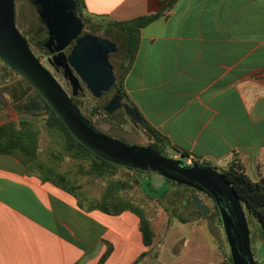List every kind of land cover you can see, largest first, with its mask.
I'll return each mask as SVG.
<instances>
[{
	"label": "crops",
	"instance_id": "0c3cea01",
	"mask_svg": "<svg viewBox=\"0 0 264 264\" xmlns=\"http://www.w3.org/2000/svg\"><path fill=\"white\" fill-rule=\"evenodd\" d=\"M82 1L83 17L95 24L160 14L141 29L123 88L174 157L185 152L187 162L220 170L239 160L253 181L264 180V0ZM8 96L13 108L2 102L0 126L19 120L20 102L31 100L26 112L43 110L17 77ZM184 209L185 221L170 209L161 214L163 232L152 221L155 239L146 245L136 212L81 207L72 193L0 153V264H224V246L216 249L208 234L221 239L219 228Z\"/></svg>",
	"mask_w": 264,
	"mask_h": 264
},
{
	"label": "water",
	"instance_id": "95a60500",
	"mask_svg": "<svg viewBox=\"0 0 264 264\" xmlns=\"http://www.w3.org/2000/svg\"><path fill=\"white\" fill-rule=\"evenodd\" d=\"M48 30L45 42L50 52L49 63L63 69L70 81L72 95L34 54L27 36L16 23L15 0H0V59L18 73L61 119L70 134L86 147L93 157L119 167L135 169L150 175L151 189L158 190L167 180L193 188V204L203 215L210 213L207 195L217 206L232 264H263L256 260L244 206L232 184L217 169L199 162L192 164L184 157H171L148 146L111 137L99 130L73 100L84 87L96 98H102L117 82L110 55L118 44L90 32L78 14L77 0H30ZM9 97V96H8ZM42 107V104L38 102ZM109 114L124 109L137 125L144 121L139 110L113 93L101 105Z\"/></svg>",
	"mask_w": 264,
	"mask_h": 264
},
{
	"label": "trees",
	"instance_id": "16d2710c",
	"mask_svg": "<svg viewBox=\"0 0 264 264\" xmlns=\"http://www.w3.org/2000/svg\"><path fill=\"white\" fill-rule=\"evenodd\" d=\"M77 2L79 3L78 11L82 19L86 22L87 27L95 25L96 27L102 29L105 33V36H110L112 38V41L118 44L117 52H120V46L117 40L119 39L122 41L124 45V50L120 57L123 60V62H120V68L122 71L120 75L116 74L117 82L111 91L114 90L116 92H119L123 94L127 99V95L123 88V77L129 69V66L131 65L138 51L139 36L141 29L156 20L160 14L145 15L125 21L110 20L107 24H94L91 19L83 17L81 13V4L83 1L77 0ZM38 18L40 20V26L36 30L32 29L29 31V42H34L40 49L44 50L46 54H48L49 52L47 51L45 42L48 41L49 37L48 39L47 36L43 39L39 38L42 32L47 31L48 33V30L42 23L40 16ZM112 55L110 59L113 63ZM5 65L9 69H11L7 64ZM11 70L15 72L13 69ZM28 86L31 90L35 92L37 101L42 104V107H39L43 109L42 112H44V115H46V132L54 137L53 141L55 142V145H57L59 150L51 147H47L44 150L40 148L43 130L37 119L42 112H26L24 108L18 104L17 110L21 115L19 120H9L0 126V153H6L17 157L31 169L36 170L40 178H42L43 180L52 181L56 185L72 193L78 199L79 205L81 207H86L88 210L99 209L109 214H119L125 210H131L136 212L140 215L141 218V230L144 237V243L146 245H151L155 239V232L152 226V221L148 217H146L145 214L142 213V210L139 209L131 200H128L127 198L123 197L120 193L121 188L124 185L128 184L127 182L121 180H110V185L108 189L105 193L102 194L99 199L90 198L86 194V192L76 184L77 180L75 179V176H73L69 172H63L62 170H60L61 165L59 162L61 160H64L66 156L70 157V159L74 163H78L81 160H87L90 164V167L86 169L85 173L93 177H104V175L108 173V171L111 172L113 169H115L114 167L117 168L119 166L107 162L105 160H96L93 157L92 153L70 134L69 130L63 124L61 119L47 105L45 100L37 93V91L34 90L29 84ZM80 95L81 93L78 96ZM78 96H73V100L93 122L91 117L83 110V107L78 100ZM23 97L24 95L21 94L19 99L21 100L23 99ZM1 108L2 100L0 99V110ZM93 109L94 111H98L101 110L102 107L97 105ZM122 110L126 114L125 110ZM29 113L32 114L31 117L25 116V114ZM106 114L109 118L115 117L114 113L109 114L106 112ZM142 119L144 121V124L141 125L142 129L154 139L153 141L149 142V144H147L146 146L161 153H164V150H167L171 146L170 142L162 134H160L153 127H151L143 117ZM182 157L187 158L188 154L182 152ZM202 163L208 165L206 162ZM79 167L82 169L81 165H79ZM220 172L232 184L239 198L241 199L248 219L250 234H252L250 222L254 225L258 223L264 228V180L253 181L247 175L245 167L239 160L234 161L227 168L221 169ZM129 183H131L130 185H135L134 182L131 180H129ZM136 185L141 186L139 182H136ZM146 186V196L154 198L157 201H162L163 196H155L159 189H151L150 180L146 182ZM192 190L195 193L197 192L193 188ZM193 195L194 194L190 196L191 201L187 200V204L183 205L193 207L199 217L206 216L207 218L211 219V221L219 228L222 238L224 239V264H232L224 233L222 232V223L217 206L213 203V211V209L209 206L207 202L210 213L207 215H203L199 210H197L196 206L193 204ZM181 219L182 221H185V218L182 217Z\"/></svg>",
	"mask_w": 264,
	"mask_h": 264
},
{
	"label": "rangeland",
	"instance_id": "374dc122",
	"mask_svg": "<svg viewBox=\"0 0 264 264\" xmlns=\"http://www.w3.org/2000/svg\"><path fill=\"white\" fill-rule=\"evenodd\" d=\"M15 7L17 27L21 31V33L27 36L29 39V31L32 29L36 30L40 26V20L38 18L39 15L36 11V8L30 2V0H15ZM86 30L96 35L105 36L103 30L96 27L95 25L88 27L86 26ZM46 36L47 31H44L39 38L43 39ZM105 37L112 40L110 36ZM117 42L120 46V52L114 53L112 55V61L115 66V74L120 75L122 71L120 68V62H123L120 57L123 53L124 45L119 39L117 40ZM30 47L34 54L54 74V76L58 79V81L66 89V91L70 95H72V88L70 83L62 75V73L56 72L54 70L52 65L47 60L46 52L40 49L34 42H30ZM15 76L17 77L18 81H22L24 84H26L24 82L25 80L19 74L13 72L5 65L2 60H0V99L2 100V102L5 100L4 102H7V106H9L10 109L13 108V105L8 98V93L15 84ZM115 92L116 91L113 90L110 91L109 94L105 97L96 98L84 85V90L81 92V95L78 96V100L81 103L83 110L91 117V119L93 120V124L99 130L119 140L146 146L147 144H149V140L153 138L142 129L141 125H137L136 123H134L122 109L114 112V118H109L106 114V111L102 109L94 111V107H96L97 105L101 106L104 100ZM32 98L34 100L37 99V97ZM34 102L35 108H40L38 107V103L36 101ZM29 104H31V100H28L27 105L23 104L22 102L19 103V105L24 109L26 108L27 111H32L34 108ZM16 112L17 110H14V113ZM45 118L46 115H44V112H42L37 119L43 130L40 148L44 150L47 147H51L59 150V148L53 141L54 137L46 132ZM164 153L171 157L175 156V153L171 151V149L164 150ZM59 163L61 165L60 170H62L63 172H69L70 174L75 176V179L77 180L76 184L81 187L90 198L99 199L102 194L105 193L108 189L110 180H121L127 182L128 184L124 185L120 190L121 195L128 200H131L151 221H156L160 226V232H163V224L165 222V218L162 217L161 214H164V211H169L170 209L175 214V217H173V219L177 222V219H181L182 217L187 215L184 208H188V206L179 203L180 199L184 198L185 200L191 201L190 196L195 193L190 187L167 180L155 194L156 197L163 196L162 201H157L156 199L150 198L145 195L147 193L146 182L149 181L150 176L142 171L124 167H114L115 169H113L111 172L108 171V173H106L104 177H93L85 173L86 169L90 167V164L87 160H81L78 163H74L70 159V157L66 156L64 160H61ZM192 163L193 162H191V164ZM79 165L82 166V169L79 167ZM211 167L217 169L220 172L219 168L214 166ZM129 180L133 181L135 185H130L131 183H129ZM136 182H139L141 186H137ZM200 195L205 199L206 203L208 202L209 206L214 211L212 200L203 193H200ZM250 227L252 230V250L254 252L255 258L257 261L264 264V228L258 223L254 225L251 224V222ZM208 234L212 245L216 247V249H220V247L224 245V239L222 238V235L220 239L213 232H209Z\"/></svg>",
	"mask_w": 264,
	"mask_h": 264
},
{
	"label": "flooded vegetation",
	"instance_id": "af4514ba",
	"mask_svg": "<svg viewBox=\"0 0 264 264\" xmlns=\"http://www.w3.org/2000/svg\"><path fill=\"white\" fill-rule=\"evenodd\" d=\"M78 14L80 15V13H79V11H78ZM86 23V22H85ZM86 28V27H85ZM86 30V29H85ZM88 31L86 30V31H84V33L83 34H85V33H87ZM48 37H49V34L47 33V39H48ZM47 51L49 52L48 54H47V60H48V62H49V57H54L56 54H57V52H50L48 49H47ZM118 51V50H117ZM112 54H114V53H112ZM111 54V55H112ZM111 55H110V57H111ZM110 61H111V59H110ZM113 64V63H112ZM114 65V64H113ZM52 67L54 68V70L56 71V72H60V73H62V75H63V69L60 67L59 69H56L53 65H52ZM114 69H115V66H114ZM64 76V75H63ZM66 80L70 83V81L66 78ZM71 85V84H70ZM82 85H83V87H84V83L82 82ZM112 90V89H111ZM110 90V91H111ZM110 91H108V92H106L104 95H103V97H105V96H107L108 95V93L110 92ZM78 96V95H77ZM33 102L34 101H36L37 103H38V101L37 100H32ZM125 101H128L126 98H125ZM34 104H35V102H34Z\"/></svg>",
	"mask_w": 264,
	"mask_h": 264
}]
</instances>
